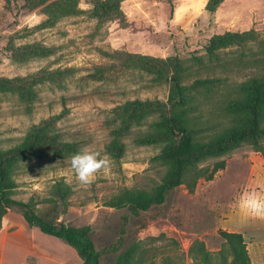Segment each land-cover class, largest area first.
Here are the masks:
<instances>
[{"label": "rangeland", "instance_id": "1", "mask_svg": "<svg viewBox=\"0 0 264 264\" xmlns=\"http://www.w3.org/2000/svg\"><path fill=\"white\" fill-rule=\"evenodd\" d=\"M53 1L59 0L47 2ZM167 1L122 0V14L116 18L97 15V0H72L79 12L39 28L49 17L44 6L0 0V76L59 70L55 80L35 86L37 95L31 101L18 93H0V148L18 144L33 125L67 108L54 130L77 141V152L88 146L106 152L112 161L90 186L80 184L70 167L77 152L22 161L14 174V195L31 202L46 219L88 227L100 264H116L123 253L129 255L128 264H203L197 241L217 260L225 247L220 229L242 232L252 263L264 264V212L243 204L250 198L264 201V159L252 158L255 153L264 157V149L252 144L202 162L205 168L225 159L226 167L213 180L199 179L193 192L183 183L167 193L164 203L137 213L127 203H113L128 192L152 193L165 178L166 166L155 158L160 146L135 141L151 129L154 117L133 125L123 137V158H114L107 149L118 106L135 99L167 101L171 82L166 77L175 67L163 60H181L182 83L190 87L195 102L193 121L206 134L231 124L227 104L243 96L241 84L264 74V0H224L214 11L208 8L209 0H171L173 17L165 15ZM251 28L262 42L208 53L212 36ZM10 39L17 46L40 42L53 52L18 61L12 57ZM117 52L124 58L127 52L138 57L120 69ZM100 65L110 66V74L89 76ZM198 79L210 81L192 88Z\"/></svg>", "mask_w": 264, "mask_h": 264}, {"label": "trees", "instance_id": "2", "mask_svg": "<svg viewBox=\"0 0 264 264\" xmlns=\"http://www.w3.org/2000/svg\"><path fill=\"white\" fill-rule=\"evenodd\" d=\"M28 7L44 6L49 14L39 28L51 26L61 15L79 12L72 0H24ZM122 0H97L95 13L99 16L122 14ZM224 0H209L208 8L214 11ZM165 15L173 17L175 7L173 1L166 3ZM116 17V18H117ZM259 32L251 28L245 31H226L211 37L207 45L210 55H215L218 49L230 46H242L250 42H262ZM12 57L18 61H27L37 57H47L52 49L40 42L15 45L10 39ZM117 52V65L120 69L126 64L134 63L135 53ZM150 59H155L154 57ZM155 60H158L156 58ZM165 65L174 66L175 71L167 75L171 82L167 101L159 99H135L127 101L115 110L117 124L112 127V139L107 144L109 153L116 159H121L126 153L123 137L135 124H142L147 118L155 119L149 124L150 130L138 135V144L157 145L160 151L156 154L157 161L166 166V175L152 193L128 192L122 198L114 201V205L129 204L132 212L145 211L154 205L165 202L166 195L183 183L190 192L196 189L199 179L213 180L216 173L226 167V160H217L211 166L201 167L200 164L208 158L224 155L243 145L252 144L256 150L263 152L264 146V74L253 76L240 86L241 98H234L226 106L231 115V124L221 130L206 134L204 127L193 121L195 108L194 98L189 92L190 87L182 83V64L179 58L166 61ZM110 66H97L89 76L103 78L109 73ZM59 70L31 74L29 76H0V93L14 92L28 101L33 100L37 92L35 86L53 81L59 75ZM208 80L198 79L191 85L196 88ZM64 110L39 124H35L27 135L16 145L0 148V229L8 211L20 212L29 225L38 227L42 232L53 235L71 245L81 259V264H100V252L90 235L88 227H72L66 223L46 219L41 216L29 201L15 197L14 189L18 186L14 180L15 170L22 161L43 159L52 156L69 155L79 150V143L63 138L60 131L54 130L56 122L67 115ZM110 122V123H111ZM220 235L225 240V247L219 252V258L213 260L205 243L196 242L198 257L203 264H253L248 250L247 241L241 232L220 229ZM128 254H120L116 264H128Z\"/></svg>", "mask_w": 264, "mask_h": 264}, {"label": "crops", "instance_id": "3", "mask_svg": "<svg viewBox=\"0 0 264 264\" xmlns=\"http://www.w3.org/2000/svg\"><path fill=\"white\" fill-rule=\"evenodd\" d=\"M252 158L264 159L256 153ZM0 264H78V254L64 240L29 225L20 212L10 209L0 229Z\"/></svg>", "mask_w": 264, "mask_h": 264}, {"label": "clouds", "instance_id": "4", "mask_svg": "<svg viewBox=\"0 0 264 264\" xmlns=\"http://www.w3.org/2000/svg\"><path fill=\"white\" fill-rule=\"evenodd\" d=\"M110 156L105 152L93 150L86 146L70 158V167L78 182L90 186L97 174L111 167ZM244 206L250 207L254 212H264V201L250 198L243 201Z\"/></svg>", "mask_w": 264, "mask_h": 264}]
</instances>
